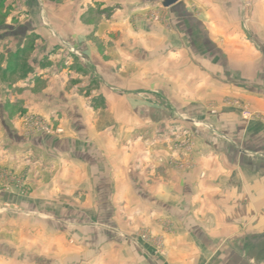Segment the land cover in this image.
I'll return each instance as SVG.
<instances>
[{
	"label": "crops",
	"instance_id": "crops-1",
	"mask_svg": "<svg viewBox=\"0 0 264 264\" xmlns=\"http://www.w3.org/2000/svg\"><path fill=\"white\" fill-rule=\"evenodd\" d=\"M6 1V213L52 223L53 249L7 244L0 264H264V243L252 242L264 234V0H199L197 15L180 4L195 27L184 40L153 22L150 0ZM175 108L186 126L215 128L197 133V167L148 182L140 163L127 180L119 143L144 138L116 126H170ZM25 114L64 134L30 136ZM145 228L161 234L163 254L133 232Z\"/></svg>",
	"mask_w": 264,
	"mask_h": 264
},
{
	"label": "rangeland",
	"instance_id": "rangeland-1",
	"mask_svg": "<svg viewBox=\"0 0 264 264\" xmlns=\"http://www.w3.org/2000/svg\"><path fill=\"white\" fill-rule=\"evenodd\" d=\"M42 3L45 0H40ZM113 1V0H111ZM166 0H150L152 4L157 7L154 10H150L149 15H151V19L155 23H165L168 30H171L172 28L176 29L178 32V36H181V38L184 40L187 38V34L189 33L192 35L195 31V27L193 22L186 16L182 15L178 7L180 4L185 3L187 6H189V9H191L195 15H197L198 12V3L199 0H179L177 4L170 8H166L163 6L164 2ZM7 1L6 0H0V28L4 27V23L7 21L8 13L4 12L5 6ZM172 9V13L169 14V10ZM112 10V9H111ZM147 15V13H145ZM47 24V27H50L49 22L45 21ZM2 24L4 26H2ZM14 33V31L2 29L0 30V37H8L11 36ZM3 47L0 46V49ZM5 51V50H4ZM187 59V58H184ZM181 63H183L181 61ZM3 65H6L7 70L8 68H13L12 62L9 63L5 61V55L4 53H1L0 56V78L3 80V85H0V103H4L5 93H6V82H7V72L3 70ZM182 80V79H177ZM189 81L193 82V85L196 84L198 81L197 78H192ZM98 103L99 109L103 107V99L100 97V99L93 100ZM233 101L230 98L223 99V103L230 105L233 104ZM235 105V104H233ZM192 107H195L192 109ZM196 105H191V113L194 114H204L203 110L197 108ZM173 113L175 114L176 120L179 122H175V124L170 126H163L152 128L150 126H143V127H133V126H126V127H118L116 126V131L118 133H130V135H133L134 137L138 138L139 136L144 138L140 142L136 139L130 138L131 141H125L120 142L118 149L120 152L119 154H115V162L114 165L121 166L123 171L127 172V180L129 177H136L139 172V166L140 163L143 164V171L147 177L148 182L152 178L158 179L160 176L164 177L165 172L174 171V172H187L191 173L195 170L197 167V155H198V141H197V133L202 130L206 133H213L214 132V126L212 125H205V126H197V125H190L186 126L185 120L182 118L180 109H174ZM243 115L247 118L251 117V113L249 111H245ZM204 116V115H202ZM6 117V113L0 111V149L5 150L6 149V126L1 123V120L4 122V118ZM6 121V120H5ZM37 122H40V130L35 128V124ZM22 124L24 126V129L27 130V133L30 136H34L36 133L41 134L44 137H52L54 135H62L63 130L57 129L53 126V124L49 123L45 118L41 116H37L35 114H25L22 117ZM43 124V125H42ZM45 126V130H44ZM7 127L10 128V125ZM136 129V130H135ZM116 132V133H117ZM154 133V134H153ZM217 133V132H216ZM150 134H152V138H158V143L156 144L154 141L151 142ZM156 135V136H155ZM183 135V136H182ZM166 137L170 138L168 142L166 143L165 140ZM150 138V139H149ZM171 139H173L171 141ZM138 141V142H137ZM136 143V144H135ZM118 144V143H117ZM157 145V148L155 146ZM154 146V147H152ZM167 146V148H166ZM152 147V148H151ZM137 149L143 150L145 153H147V159H142L141 161L137 160V156L139 155V152L136 153ZM153 149L154 151H159V153H162L159 157L150 158V150ZM168 149V151H171L168 153V156H165V150ZM139 151V150H138ZM163 151V152H162ZM123 153V155L121 154ZM264 154V151H263ZM128 155V156H127ZM119 157V158H118ZM264 157V155H263ZM114 160V159H113ZM260 161H263L264 159H260ZM151 163L157 162L158 168L157 169V175L156 170L154 168H151ZM10 169L6 167L5 158L4 156L0 155V246H3L6 248V245L9 249H22V245H28L30 246L29 249H38L39 247H44L47 249H53V227L52 223L51 225L48 224H37L35 222H22L20 220L11 221L10 217L7 216L6 210L7 206L5 203V194L6 192H9L7 179H10L11 175H9ZM150 172L152 173V176L150 175ZM154 173V174H153ZM122 196H128V203L131 204L129 207H126L125 211H131L133 209L132 201L130 195L132 194L131 191L122 190L121 192ZM132 197L134 195H131ZM83 199V198H82ZM84 200V199H83ZM122 207H124V204H121ZM84 204H77V208L81 211H85ZM75 208V207H74ZM158 224L164 227V229L171 228L173 225L171 222L164 221L163 219L158 221ZM48 226L51 227V230H48ZM46 231H44V230ZM149 228L145 229H138L135 231L133 229V232L136 233L143 241L146 242H152L156 248V251L159 254L164 253V239L160 235H154L149 230ZM24 230V234L26 237H22V231ZM29 233V237H27ZM24 248V247H23ZM1 259L4 257H8V255H5L3 253H0ZM3 258V259H4ZM21 258V255H18V259H16L17 262H21L19 260ZM0 259V261H1ZM15 261V262H16Z\"/></svg>",
	"mask_w": 264,
	"mask_h": 264
},
{
	"label": "water",
	"instance_id": "water-1",
	"mask_svg": "<svg viewBox=\"0 0 264 264\" xmlns=\"http://www.w3.org/2000/svg\"><path fill=\"white\" fill-rule=\"evenodd\" d=\"M178 2H179V0H166L164 2L163 6L166 8H170V7L174 6L175 4H177ZM252 242L254 244L264 243V234L257 236L254 239H252Z\"/></svg>",
	"mask_w": 264,
	"mask_h": 264
},
{
	"label": "built area",
	"instance_id": "built-area-1",
	"mask_svg": "<svg viewBox=\"0 0 264 264\" xmlns=\"http://www.w3.org/2000/svg\"><path fill=\"white\" fill-rule=\"evenodd\" d=\"M43 125V124H42ZM33 126H35V128H37V129H39L40 130V122H37V124H35V125H33ZM46 128H45V126H44V130H45Z\"/></svg>",
	"mask_w": 264,
	"mask_h": 264
}]
</instances>
